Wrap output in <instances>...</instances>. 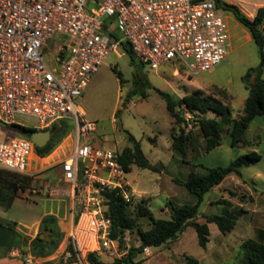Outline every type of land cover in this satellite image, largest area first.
Returning <instances> with one entry per match:
<instances>
[{"label": "built area", "instance_id": "2783aa9c", "mask_svg": "<svg viewBox=\"0 0 264 264\" xmlns=\"http://www.w3.org/2000/svg\"><path fill=\"white\" fill-rule=\"evenodd\" d=\"M222 13L213 0H0V122L28 116L37 131L74 123L73 152L60 164L74 223L53 264H91L93 252L119 259L132 247L130 230L122 243L111 237L107 194L131 203L136 192L117 160L120 152L103 147L77 103L91 77L123 43L153 70L176 63L191 76L213 70L227 56ZM50 43L56 49L48 59ZM179 111L185 133L203 116L184 105ZM34 147L26 138L0 140V168L24 173ZM150 254L146 246L139 255Z\"/></svg>", "mask_w": 264, "mask_h": 264}, {"label": "rangeland", "instance_id": "374dc122", "mask_svg": "<svg viewBox=\"0 0 264 264\" xmlns=\"http://www.w3.org/2000/svg\"><path fill=\"white\" fill-rule=\"evenodd\" d=\"M229 25L235 38L227 47L226 59L213 70L191 76L181 70L177 63L164 64L159 69L153 70L136 58L132 62L121 45L106 57L77 101L84 110L85 119L96 124V135L105 149L121 152L124 147L129 146L130 143L124 137L123 131H126L140 142L143 154L149 163L157 168L156 171H152L133 166L131 172L127 173L126 178L136 192V198L130 205L131 211H134L138 201L145 200L154 218H168L169 203L180 205L196 201L194 196L172 179L185 180L193 170L202 174L204 172L202 167H226L238 156L252 150L251 147H231L227 128L224 126L221 130V146L206 151L197 122L193 130L188 133L192 142L183 161L171 150L172 129L178 132L179 128L169 115L165 100L155 90L159 89L179 99L196 90H200L201 94L206 96L210 93V86L222 87L227 89L233 98L229 102L220 97L221 100L228 103L233 118L239 117L244 100L248 96L241 77L249 68L258 66L259 53L253 41L246 42L244 39L236 41V28L231 21ZM56 37L60 38L58 35ZM55 49V45L48 44L45 49V52L50 53L48 59ZM116 73L120 74L122 83ZM204 117L213 118L215 115L209 112ZM14 121V124L0 126V140L23 138L13 130L12 125L33 128L35 123V120L28 116H16ZM71 125L73 128L74 123L72 122ZM245 138L256 142L254 150L262 159L258 166L255 164L242 168L241 177L231 175L223 181L226 187L232 184L234 177L246 181L245 184L239 185V189L234 187L229 189L234 190L238 202L244 199L243 190L253 198L252 205H244L243 209L248 210V213H241L234 230L226 234L228 237L225 240L226 246L217 243L222 234L215 224L210 226L209 237L214 253L205 252L198 244L195 230L187 228L166 244L150 247V256L142 258L139 255L135 262L144 260L141 264H184L183 253L199 260L200 264L236 262L240 243L245 239L255 238V227L264 230V182L256 179V172L264 168V117L258 116L251 122ZM219 196L228 198V193L212 190L203 197L199 207V218L205 215L224 214L223 204L208 203L209 199ZM38 212L34 206L28 207L23 202H17L7 212L6 218L16 223L30 224L37 218ZM149 222L148 218L139 219L142 229L148 228ZM128 243L131 246L140 245L136 231H130Z\"/></svg>", "mask_w": 264, "mask_h": 264}, {"label": "trees", "instance_id": "16d2710c", "mask_svg": "<svg viewBox=\"0 0 264 264\" xmlns=\"http://www.w3.org/2000/svg\"><path fill=\"white\" fill-rule=\"evenodd\" d=\"M216 6L222 11L229 12L235 20L250 34L252 41L256 45L259 53V64L254 68H249L241 77L248 96L245 98L242 113L239 117L231 116V109L228 103H224L221 98L229 102L233 96L225 88L210 86V93L202 95L200 90L192 94L183 95L175 99L167 92L155 89L156 92L165 100L166 109L172 117L174 123L178 126V132L172 129L171 133V150L178 154L184 161L191 144V136L185 133L181 128L184 121L181 111L183 105L189 111H198L203 116L198 120V127L204 140L206 151L221 146V130L224 126L227 128V134L230 139L231 147H251L256 145L255 141L245 138V133L251 122L258 116L264 117V7L257 10L253 18L245 16L238 6L228 4L222 0H213ZM125 52L129 55L131 61L135 57L127 43L122 44ZM181 70H183L181 68ZM120 83L122 79L119 73H116ZM129 93L128 96H130ZM221 97V98H220ZM212 112L215 117L205 118L204 115ZM14 131L22 135L23 138L30 139L34 128H26L12 125ZM70 125L62 122L50 129L51 138L46 146L42 148L35 147V152L39 156L48 154L68 133ZM126 134V140L130 143L124 147L117 160L122 165L126 173H130L133 166L142 169L156 171L157 168L149 163L137 141L131 134ZM261 160V155L254 149L250 152L238 156L226 167L203 168V173L191 171L185 180L172 179L175 183L184 187L185 190L195 197L194 203H184L180 205L169 203L170 213L168 218H154L151 210L145 200H140L136 204L134 211L130 210L133 203H125L120 197L112 193L107 194V212L112 222L113 239L122 238L126 230L136 231L140 245L132 246L127 254L119 259H110L104 253L93 252L87 255V260L91 264H141L143 261L135 262L136 257L146 246H162L167 242L177 238L186 228L191 227L197 234V241L200 247L204 248L209 241V230L207 223L216 224L222 234L231 232L236 224V216L232 212H226L223 215H205L203 216L206 223H198L199 207L204 195L219 185L229 175L241 177V169L257 164ZM18 189H23L20 183L13 182L6 187H0V200L5 209L10 207L13 198L16 196ZM225 205H230L223 202ZM140 218L149 219V227L142 229L139 224ZM77 216H75V220ZM6 226L15 229V223L7 222ZM43 235V237H40ZM63 238V234L58 226L57 218L53 215H46L40 223L39 234L29 243V252L34 257H47L51 255L58 247ZM27 245V240L20 237L16 232L13 247ZM239 253L236 256L235 263L224 264H264V243L263 232L260 230L256 238L243 240L239 245ZM187 264H197L192 257H185Z\"/></svg>", "mask_w": 264, "mask_h": 264}, {"label": "crops", "instance_id": "0c3cea01", "mask_svg": "<svg viewBox=\"0 0 264 264\" xmlns=\"http://www.w3.org/2000/svg\"><path fill=\"white\" fill-rule=\"evenodd\" d=\"M222 1L228 4L238 6L241 12L248 18H253L256 15L257 10L261 7H264V0H222ZM223 17L227 24V29H228V45H231L232 40L235 38L234 34H232L230 30V25H229L230 21L232 22L233 26L236 28V34H237L236 41L244 39L246 42H252L250 34L235 20V18L231 13L223 11ZM91 80L92 77L89 80L85 90L87 89ZM78 107L81 110V112L84 113V110L80 104H78ZM62 122H67L69 125H71L72 123V121L70 120L61 121L54 124L52 127H54L55 125H59ZM51 128L43 131L50 132ZM124 137L126 136L124 135ZM75 139H76L75 128L74 127L72 128L71 125L67 135L45 156L37 155L34 147L32 153L28 158L26 170L24 173H15L0 168V187H6L7 185L13 182L20 183L23 186V189H18L17 194L13 198L10 207L8 209H5L2 206L4 202L0 200V223L5 226L7 222L15 223V229H14L15 232H17L21 238L27 240V245H22L20 248L13 247L10 250L0 248V264H25L23 260L26 257L32 258L31 264H44L47 262H51L53 264L54 262L53 259L57 257L65 247L68 236L70 235V231L74 223L73 214H72L73 200L67 194L69 190V186L66 183H64L62 179V171L60 164L62 161H64L65 159L71 156L75 145ZM253 149L254 148H252V150ZM260 163L261 160L257 163L256 166H258ZM263 170L260 172L259 171L256 172V179H259L262 182H264ZM223 181L219 185L215 186L212 190H219V192L227 191L228 198L224 196H219L214 199H209L208 203L223 204L224 214L226 212H232L236 216V221H237V218L241 213L244 212L248 213V210L245 211L243 208L244 205L246 204L247 205L253 204L252 195L248 194V192H245L243 190L244 199H242V202H238L236 200L238 199V196L235 195L234 190L232 191L229 188L234 187L239 189L238 188L240 187L239 185L241 183L245 184L246 181H240L239 179H236L234 177V179H232V184L228 185L227 187L223 185ZM231 195L233 196V198H231ZM224 201L229 203L230 205L229 206L225 205L223 203ZM17 202H23L28 207L34 206L39 211L37 218H35V220H33V222H31L30 224L16 223L15 221L6 218L7 212L10 211L14 206V204H16ZM46 215H53L57 218L58 226L63 234V238L59 243L57 249L51 255L47 257H34L29 252V243L39 234L41 220ZM252 216L254 217V215ZM1 219L5 220V222H1L2 221ZM196 221L200 224L206 223L204 217L202 218L198 217ZM211 224L214 223H207L209 230V237H210ZM254 229H255V238L257 237L258 231L261 230L263 232V241H264V230L256 227ZM220 234L222 233L220 232ZM226 234L221 235L220 239L217 242L218 244L226 246L225 240L228 238ZM211 245L212 244L210 243V239H209L207 245L203 248L205 252L214 253V251L211 248ZM182 257H184V264H187L185 262V257H190V256H188L186 253H183ZM195 260L197 261V264H200L199 260L197 259Z\"/></svg>", "mask_w": 264, "mask_h": 264}, {"label": "water", "instance_id": "95a60500", "mask_svg": "<svg viewBox=\"0 0 264 264\" xmlns=\"http://www.w3.org/2000/svg\"><path fill=\"white\" fill-rule=\"evenodd\" d=\"M0 126H5L0 122ZM126 136V134H125ZM51 134L49 131H33L30 140L37 148H42L50 141ZM16 232L14 229L0 223V248L8 249L14 244ZM43 237V235H40Z\"/></svg>", "mask_w": 264, "mask_h": 264}]
</instances>
